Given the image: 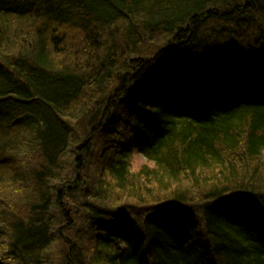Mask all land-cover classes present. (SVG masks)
<instances>
[{"label":"trees","instance_id":"1","mask_svg":"<svg viewBox=\"0 0 264 264\" xmlns=\"http://www.w3.org/2000/svg\"><path fill=\"white\" fill-rule=\"evenodd\" d=\"M0 264H264V0H0Z\"/></svg>","mask_w":264,"mask_h":264},{"label":"rangeland","instance_id":"2","mask_svg":"<svg viewBox=\"0 0 264 264\" xmlns=\"http://www.w3.org/2000/svg\"><path fill=\"white\" fill-rule=\"evenodd\" d=\"M122 137H123V136H122ZM122 137H119L118 140H121ZM97 162H98V161H97ZM145 163H148L147 160H146V158H144V157L138 155V156L135 158V160H134V168H137V169H138V168L144 167V166H145ZM128 201H129V200H128ZM107 203L112 204V203H114V200H113V201L110 200V201L107 202Z\"/></svg>","mask_w":264,"mask_h":264}]
</instances>
